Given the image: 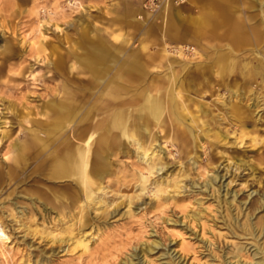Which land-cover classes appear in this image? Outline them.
<instances>
[{
	"label": "rangeland",
	"instance_id": "rangeland-1",
	"mask_svg": "<svg viewBox=\"0 0 264 264\" xmlns=\"http://www.w3.org/2000/svg\"><path fill=\"white\" fill-rule=\"evenodd\" d=\"M147 2L0 0V264L139 263L134 255L155 241L146 264L253 258L236 222L254 191L264 194V0L169 3L187 17L217 4L222 22L203 51L168 40L166 18ZM250 26L261 28L258 44ZM104 51L109 62L95 64ZM226 51L232 59L220 58ZM115 115L123 128L109 124ZM34 134L44 146L35 156ZM80 148L90 151L91 192L52 175L55 158ZM217 174L221 183L202 188ZM261 216L264 206L250 221Z\"/></svg>",
	"mask_w": 264,
	"mask_h": 264
},
{
	"label": "bare ground",
	"instance_id": "bare-ground-1",
	"mask_svg": "<svg viewBox=\"0 0 264 264\" xmlns=\"http://www.w3.org/2000/svg\"><path fill=\"white\" fill-rule=\"evenodd\" d=\"M185 2V0H184ZM179 4V3H178ZM184 4V3H183ZM182 5V4H179V6ZM157 12H159L158 16L160 17L162 12H165L166 13V16H167V22H171L173 19L174 20H180V21H183L184 20V17L182 16L181 12L179 10H171V6L170 4L168 3H165ZM169 22V23H170ZM208 23V22H207ZM168 24V23H167ZM168 29V28H167ZM251 33L248 34L250 36L249 39H253L255 41L256 44H258L262 38H263V34H262V31H261V28L257 27V28H252L251 29ZM167 31V30H166ZM165 31V32H166ZM168 34V33H166ZM241 36V40H240V46H244L243 44H249L251 40H248L245 35H240ZM247 39V40H246ZM1 40V39H0ZM252 43V42H251ZM196 45V44H195ZM198 46V45H197ZM174 46H171V49H174L173 48ZM5 48V46L1 45L0 44V50ZM177 50V49H175ZM178 53L181 54V56H184L185 55H192L194 54V52H192L189 48L187 47H181L179 48L178 50ZM176 51V52H177ZM200 51V50H199ZM170 52V50H169ZM171 52L173 53V51L171 50ZM175 52V51H174ZM103 54H101L103 57L105 56L104 52H101ZM185 54V55H184ZM193 57V56H192ZM201 57V56H200ZM187 58V57H186ZM185 59V58H184ZM176 60V59H175ZM183 60V59H182ZM177 61V60H176ZM179 62V61H178ZM181 62V61H180ZM186 62V61H185ZM136 63V62H135ZM180 64V63H179ZM137 65V64H135ZM191 65V64H190ZM139 66V65H138ZM188 66V65H187ZM132 68V67H131ZM188 68V67H187ZM186 69V68H185ZM254 70V69H253ZM174 78V77H173ZM260 84V83H259ZM263 93V92H262ZM235 95V94H234ZM238 95V94H237ZM252 97V96H251ZM243 101V100H241ZM255 101V100H254ZM257 106V105H255ZM234 108H237V106H234ZM255 108V107H254ZM253 109V108H252ZM262 112V111H261ZM243 114H246V110H245V113L243 112ZM123 116V115H122ZM121 115H115V117L113 118L112 120V125H115L116 127L118 128H123V118H122ZM257 116V115H256ZM259 122V121H258ZM248 124V123H247ZM241 126H245V124H242ZM255 131V129L253 130ZM246 135L244 133V135H242V137L244 138ZM252 141H255V139H252ZM240 144H243L244 143V140H240L239 142ZM23 145V144H22ZM71 145V144H70ZM68 146V145H67ZM44 147V146H43ZM42 147V148H43ZM70 147V146H69ZM20 150H23V147L20 149ZM87 153V152H85ZM84 152H81V151H78L75 152L72 156H65L64 158H61L58 162L55 163V167L53 169V176L55 178H59V179H64L65 177H69L70 179L74 180L77 182V184H80L86 192H91V185H92V180H91V173L88 168V164L87 162L89 161V157L87 159V162L85 160V154ZM158 153V152H157ZM89 154V152H88ZM153 154V153H152ZM150 154V155H152ZM143 160L146 162V164L148 165L149 162L152 163L153 159L152 157H150L149 154H147L146 152H144L143 154ZM35 156V155H34ZM89 156V155H88ZM56 160V159H55ZM251 163V161H250ZM235 164V167H236V170H239V169H242L243 168V165H244V162L242 160H238ZM253 165V164H252ZM230 167V166H228ZM254 167V169L252 170L250 168V170H252V173L253 171H257L259 168L258 166H252ZM229 169V168H228ZM159 170V169H158ZM162 169H160L161 171ZM159 171V172H160ZM228 173V170L226 172V174ZM225 175H219L217 174L216 176H214L213 178H209L206 182H204V185L202 186V188H210V187H215L216 186V183L217 181L219 180V183L222 182V180L225 178ZM67 180V179H66ZM180 182L176 183L175 184V187H178V184ZM194 185H197V184H194ZM198 185H201V184H198ZM145 187V186H144ZM223 187V184L220 186V188ZM145 188H141V191H144ZM180 189V188H179ZM255 189V187H254ZM254 192H257L259 193V197L257 199H252L248 205V208L247 210L249 211L248 212V215H247V220L242 223L241 225L239 224V222H236V227L238 229H241L242 230V233H244V235L246 236H249L252 238L253 240V246L256 248V250L254 251V256L253 258H251L250 261H242L241 260V257L240 256H237L239 257L240 259L237 260L235 263H231L229 262L230 264H264V245L260 243L259 239L261 237V235L263 234L264 232V217L261 216L258 221H256L255 223H252L250 221V218L256 213V211L258 209H262V207L264 206V194H263V191L258 188L256 189ZM253 192V193H254ZM252 194H249L248 195V199L253 195ZM226 195H228V193H226ZM92 196V195H91ZM234 196V201L233 203L235 202L236 200V195H232ZM93 197V196H92ZM90 199V198H89ZM94 201H96L95 198H93ZM101 202V201H100ZM99 203V202H98ZM246 203V202H244ZM232 204V202H231ZM243 206L245 207V204H243ZM241 204L239 205V210L240 212L242 211V207ZM11 217V215H8V217ZM12 220L15 222V223H18V221L15 219V217H11ZM5 216L4 214L0 215V255H2V246L1 244L3 242H6L7 241V228L5 226ZM16 226V225H15ZM20 230V226L18 227L17 231ZM237 234V233H236ZM58 236V235H57ZM55 237V236H53ZM73 238V237H72ZM58 241H63V238H57ZM71 241V240H69ZM8 242H6L7 244ZM74 245H76V247H79L81 246V242H80V239L79 241H75L73 242ZM162 246V244L160 242H153L151 243V245H148L147 243L143 244V248L141 247L140 249V252L136 255H134L135 257L138 258L139 260V263H129V264H146L148 263L146 260H145V257L146 256H149L151 255L152 253H154L155 251H157L160 247ZM116 253V252H115ZM119 253H121V251L119 250ZM169 256H172L174 254V252H168ZM106 259V258H105ZM93 260L92 261H89L87 262V264H95L93 263ZM228 261V260H226ZM76 264H82L80 263V261Z\"/></svg>",
	"mask_w": 264,
	"mask_h": 264
},
{
	"label": "crops",
	"instance_id": "crops-1",
	"mask_svg": "<svg viewBox=\"0 0 264 264\" xmlns=\"http://www.w3.org/2000/svg\"><path fill=\"white\" fill-rule=\"evenodd\" d=\"M186 1V0H185ZM226 4V2H225ZM216 3H211L209 6L206 5V8L201 11L200 13H197L196 15H193V16H185L184 13H183V9L179 8V7H172L171 5V10L173 11H177L179 10L182 14V16L184 17V20L183 21H178V20H172L170 23L167 22V16H166V13L165 12H162L161 16L160 17H164L166 18V27H165V37H168L167 39L172 41V42H175L176 44L178 45H186V44H196L195 46L199 47L202 51L206 48L204 45H203V42L207 39H214V33H213V30H215L214 28V20H217V21H220L222 22V18H221V14L218 13L216 11ZM225 18V17H224ZM224 21V20H223ZM208 22V23H207ZM168 23V24H167ZM207 27H210L211 29L210 30H206ZM168 28V29H167ZM254 28V26H250L249 27V30L248 32L251 33V29ZM244 31L245 30V27H242L240 29V31ZM247 30V29H246ZM242 31V32H243ZM168 33V34H166ZM190 36H192V38H190ZM241 40V38H240ZM240 44V43H239ZM244 47L247 46V45H250V43L248 44H243ZM101 54L103 53H99L95 56V64H104V63H108L109 62V59L110 58V55L104 51V54L105 56L103 57ZM232 53L229 52V51H226V53L220 55V58H226L228 60L232 59ZM231 57V58H230ZM136 62V63H135ZM137 64V65H135ZM138 62L135 60L131 63H129V67L131 68H135V67H138ZM109 111L106 112V114L109 115L108 113ZM115 116H112V118L108 117L110 119L109 121V124H111L110 122H112L113 118ZM32 139H37V148L35 149V153H33V155H38L41 150H42V147H43V143L40 142L39 138L34 134L32 135ZM68 146H71L70 144ZM70 148V147H69ZM24 151H27V148H23ZM78 151H81V152H87L85 153V160L87 161L88 159V155L90 154V151L88 149H85L84 148V151L83 149H79ZM89 152V154H88ZM90 158V157H89ZM56 162H58L61 158H55ZM52 175L53 174V171H52ZM66 178H69V177H65L64 179ZM62 179V180H64Z\"/></svg>",
	"mask_w": 264,
	"mask_h": 264
},
{
	"label": "built area",
	"instance_id": "built-area-1",
	"mask_svg": "<svg viewBox=\"0 0 264 264\" xmlns=\"http://www.w3.org/2000/svg\"><path fill=\"white\" fill-rule=\"evenodd\" d=\"M165 3L183 4L184 0H148L147 7L154 12H157Z\"/></svg>",
	"mask_w": 264,
	"mask_h": 264
}]
</instances>
